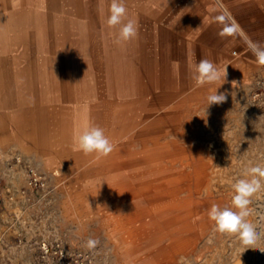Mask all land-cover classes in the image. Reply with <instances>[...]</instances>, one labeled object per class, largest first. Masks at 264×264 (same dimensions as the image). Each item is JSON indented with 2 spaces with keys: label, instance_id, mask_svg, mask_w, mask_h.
Returning <instances> with one entry per match:
<instances>
[{
  "label": "rangeland",
  "instance_id": "1",
  "mask_svg": "<svg viewBox=\"0 0 264 264\" xmlns=\"http://www.w3.org/2000/svg\"><path fill=\"white\" fill-rule=\"evenodd\" d=\"M47 1H53L47 5L54 7L36 16L28 0H0V264H123L111 233L92 212V198L85 189L81 194L77 184L78 177L89 174L93 158L74 151L63 134L64 106L76 96L63 86L61 76L76 65L73 58L80 55L82 65L104 71L102 27L111 0L103 2L106 10L101 9L102 0ZM147 1H128L136 15L127 19L138 22V31L139 26L172 22L168 40L174 44L198 40L172 56L180 55L185 60L182 66L170 62L165 69L156 51L159 73L152 83L167 91L165 107L180 109L179 119L195 123V139L211 143V154L227 165L234 180L243 178L246 166L264 165V121L258 126L264 108L253 97L255 79L264 75V65L254 55L240 57L235 46L223 58L215 56L213 46L218 42L210 41L217 32L208 35L212 37L208 41L197 37L202 12L189 17L184 13L191 8H182L178 0L155 7L147 6ZM73 25H82L83 33L73 34ZM133 41L134 54H140L137 39ZM201 59L212 61L220 70L227 68L225 81L197 85L192 66ZM250 69L255 72L248 76ZM216 89L226 100L208 106L207 96ZM104 96L102 90L97 95ZM243 161L241 169L238 165ZM31 170L41 177L42 185L30 183ZM262 194L253 195L255 204L264 205ZM236 236L211 232L212 240L200 244L203 255L198 260L190 257L184 264H199L209 254L211 263L203 264H229L235 251L245 250ZM90 238L99 240L94 250L85 247ZM255 250V264H264V240L258 241Z\"/></svg>",
  "mask_w": 264,
  "mask_h": 264
},
{
  "label": "bare ground",
  "instance_id": "2",
  "mask_svg": "<svg viewBox=\"0 0 264 264\" xmlns=\"http://www.w3.org/2000/svg\"><path fill=\"white\" fill-rule=\"evenodd\" d=\"M28 1L36 16L45 13L52 6L47 4L53 3ZM128 1L125 0V21L128 15H136ZM165 1L149 0L147 6H159ZM103 2L101 9L106 10ZM108 12L110 15L109 7ZM171 23L152 24L149 28L139 26L136 39L137 49L141 51L135 55L134 41L131 40L129 47L128 42L114 43L119 26L110 28L105 22L102 27L104 71L94 72L82 65L84 58L80 55L73 58L76 65L73 63L61 76L63 86L71 88L76 96L64 106L66 141L73 144L74 130L87 124L103 128L114 145L106 157L97 159L94 153L90 154L93 158L90 172L78 177L77 184L81 194L85 189L92 198V212L111 233L123 264H173L181 257L184 261L190 257L198 260L203 255L200 244L214 233V222L208 216L211 206L233 207L234 173L211 154L210 142L195 139L192 120L183 122L177 117L180 109L165 107L167 91L157 82L152 83L159 73L156 51L161 56L158 62L165 69L170 62L174 66L185 63L180 55L176 59L172 56L187 50L191 39L177 44L168 40ZM71 27L73 34L83 33L82 25ZM216 29L214 24H209L197 37L208 41L212 38L208 35ZM210 42L218 41L212 38ZM254 72L250 69L248 76ZM101 90L105 96L99 99ZM262 121L264 117H259L258 126ZM236 126L241 127L239 123ZM45 163L50 164L47 157ZM245 163L238 166L243 169ZM251 199L252 214L247 219L258 225L257 228H264V205L255 204V197ZM257 255L255 249H240L231 255L229 264H255ZM210 258L211 254L206 255L203 261L208 262Z\"/></svg>",
  "mask_w": 264,
  "mask_h": 264
},
{
  "label": "clouds",
  "instance_id": "3",
  "mask_svg": "<svg viewBox=\"0 0 264 264\" xmlns=\"http://www.w3.org/2000/svg\"><path fill=\"white\" fill-rule=\"evenodd\" d=\"M109 11L107 25L110 28L119 26V32L114 43L128 42L138 36V22L132 18L125 22L127 14L125 0H111ZM219 19L226 21L225 17ZM237 31V25L225 23L220 35H231ZM249 47L259 64L264 65V45L249 41ZM192 71L193 79L199 86L212 84L221 79L225 81L227 75V68L221 71L208 59L199 60L192 66ZM217 89L207 96L208 106L225 102L226 95L224 93L217 94ZM73 149L74 151H82L85 155L94 153L96 158L100 159L108 156L114 150V145L105 135L103 128L86 124L74 130ZM242 175L243 178L237 179L232 185L233 207L221 208L219 205L213 204L208 211V216L214 222V232L236 234L242 244L246 246L245 250L248 248L255 249L258 241L264 240V231L258 232L257 226L247 218L252 214L251 198L254 194L264 191V182H262L264 181V165L246 166ZM98 244L99 240L90 238L86 241L85 247L94 250ZM184 259L181 257L178 264H184Z\"/></svg>",
  "mask_w": 264,
  "mask_h": 264
},
{
  "label": "crops",
  "instance_id": "4",
  "mask_svg": "<svg viewBox=\"0 0 264 264\" xmlns=\"http://www.w3.org/2000/svg\"><path fill=\"white\" fill-rule=\"evenodd\" d=\"M177 4L182 8H191L192 11L185 12L184 16L193 17L201 12L204 14L198 23L200 32L209 24L217 27L215 39L218 44L213 46L217 50L215 56L223 58L232 46L238 48L240 57L253 56L249 41L264 45V0H178ZM220 17H225L226 21L219 19ZM225 23H234L238 26V31L221 36ZM191 41L198 40L191 38Z\"/></svg>",
  "mask_w": 264,
  "mask_h": 264
},
{
  "label": "built area",
  "instance_id": "5",
  "mask_svg": "<svg viewBox=\"0 0 264 264\" xmlns=\"http://www.w3.org/2000/svg\"><path fill=\"white\" fill-rule=\"evenodd\" d=\"M254 100L264 108V76H258L255 79L254 90H253ZM30 183L34 185H42L43 181L35 171L31 170Z\"/></svg>",
  "mask_w": 264,
  "mask_h": 264
}]
</instances>
